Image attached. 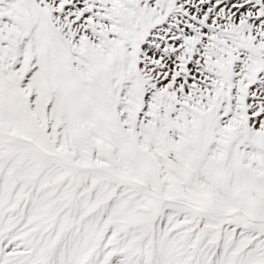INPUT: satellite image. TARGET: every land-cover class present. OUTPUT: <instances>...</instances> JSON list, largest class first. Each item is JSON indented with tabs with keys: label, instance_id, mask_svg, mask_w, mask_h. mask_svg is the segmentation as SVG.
Instances as JSON below:
<instances>
[{
	"label": "snow or ice",
	"instance_id": "1",
	"mask_svg": "<svg viewBox=\"0 0 264 264\" xmlns=\"http://www.w3.org/2000/svg\"><path fill=\"white\" fill-rule=\"evenodd\" d=\"M0 264H264V0H0Z\"/></svg>",
	"mask_w": 264,
	"mask_h": 264
}]
</instances>
